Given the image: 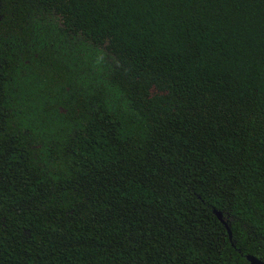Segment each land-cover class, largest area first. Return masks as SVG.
<instances>
[{
  "label": "trees",
  "instance_id": "obj_1",
  "mask_svg": "<svg viewBox=\"0 0 264 264\" xmlns=\"http://www.w3.org/2000/svg\"><path fill=\"white\" fill-rule=\"evenodd\" d=\"M246 256L264 262V0H0V264Z\"/></svg>",
  "mask_w": 264,
  "mask_h": 264
},
{
  "label": "water",
  "instance_id": "obj_2",
  "mask_svg": "<svg viewBox=\"0 0 264 264\" xmlns=\"http://www.w3.org/2000/svg\"><path fill=\"white\" fill-rule=\"evenodd\" d=\"M213 213L216 215L217 219L225 226V228L227 229V233H228V236H229V240H231L232 237H231V232H230V229H229V225L223 219L222 214L220 212H217V211H213ZM232 245L234 246V243H232ZM246 259L251 264H264V262H261V261L255 259L252 256H246Z\"/></svg>",
  "mask_w": 264,
  "mask_h": 264
}]
</instances>
